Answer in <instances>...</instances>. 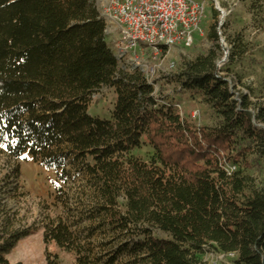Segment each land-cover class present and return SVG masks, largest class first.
<instances>
[{
    "label": "trees",
    "instance_id": "trees-1",
    "mask_svg": "<svg viewBox=\"0 0 264 264\" xmlns=\"http://www.w3.org/2000/svg\"><path fill=\"white\" fill-rule=\"evenodd\" d=\"M249 10L259 12L254 3ZM213 21L205 54L181 59L166 78L219 120L196 129L156 102L143 74L119 69L96 0H0V264L38 230L45 247L75 264H200L205 249L233 264H264V188L241 172L250 149L236 145L240 133L264 156V133L251 124L248 99L235 101L216 75ZM226 43L229 66L241 40ZM102 89L115 96L109 122L88 114ZM257 121L264 125V113ZM144 147L154 152L148 163L134 156ZM22 158L56 171L51 209L62 216H46L38 229L20 226L8 206ZM45 262L60 264L49 253Z\"/></svg>",
    "mask_w": 264,
    "mask_h": 264
},
{
    "label": "rangeland",
    "instance_id": "rangeland-1",
    "mask_svg": "<svg viewBox=\"0 0 264 264\" xmlns=\"http://www.w3.org/2000/svg\"><path fill=\"white\" fill-rule=\"evenodd\" d=\"M215 1L220 10L225 12V18L219 30L224 43L228 45L226 41H233L236 38L241 40V44L238 45L235 51V59L228 66L230 74L236 79L233 88L234 97L237 99L246 97L248 99L252 104L249 110L251 124L256 132L262 131L264 133V125L257 121V117L264 113V0ZM102 2L103 0H96V7L100 17L102 14ZM252 3L259 10V12L254 14L256 20L249 10ZM214 14L220 23L221 15L219 9L215 7L212 1H207L205 19L201 24L204 37H196L190 49H174L168 54L156 58L155 61L152 57L143 58V64L146 65V70L142 68L145 72L143 74L148 75V78H151L153 84H155L157 100L163 98L166 100L165 104L179 106L182 120L196 129H214L219 126V120L201 101L181 92L174 84L168 85L166 78L176 73L181 59L193 61L196 57L205 54L208 48L206 37L209 27L214 22ZM104 23L106 25L105 21ZM106 32L108 34L106 36L108 48L115 57V53L120 47L118 34L113 30L109 34L110 29L107 28V25ZM129 70L127 69L126 71L130 72ZM89 103L88 114L91 117L97 118L102 122L110 121L115 105V96L111 90L102 89L96 92L91 96ZM236 145L237 151L250 149V152L244 158V162H246L248 167L244 169L242 166L240 168L241 172L253 178L257 188L263 189L264 156L260 154V145L243 139L240 133H237ZM134 156L148 163L154 159V152L149 147H144L136 151ZM19 166L18 195L16 194V200L9 201L8 206L18 214L20 226L25 228L34 226L38 229L41 228L42 220L46 216L51 219L61 217V211L51 209L53 204L52 196L58 185L56 171L48 170L41 164L34 163L27 158L20 159ZM104 242L108 243L106 240L101 241L98 239L97 245L105 247ZM98 251L99 249L96 252ZM46 253L57 256L60 264H75L71 254L57 249L55 245L44 246L42 230H38L28 238L21 240L10 252L7 260L9 264H46ZM100 260H102L101 264H104L107 259L102 258ZM198 260L200 264H233L235 257L223 256L217 252L205 249L203 254L198 257ZM126 263V260H121L117 264Z\"/></svg>",
    "mask_w": 264,
    "mask_h": 264
},
{
    "label": "built area",
    "instance_id": "built-area-1",
    "mask_svg": "<svg viewBox=\"0 0 264 264\" xmlns=\"http://www.w3.org/2000/svg\"><path fill=\"white\" fill-rule=\"evenodd\" d=\"M207 1H212L221 15L217 34L222 55L215 65L216 75L225 81L234 97L236 79L226 71L231 48L224 43L219 31L225 12L220 10L215 0H103L101 17L110 29L109 34L112 30L118 34L120 47L115 57L119 69L137 70L143 74L142 68L146 70L144 57H152L155 61L174 49H190L196 37H204L201 24L205 19ZM143 76L147 85L154 89L156 102L161 104L156 98L155 84L148 75ZM234 100L239 102L235 97ZM173 107L181 117L180 107ZM224 171L230 175L235 168L226 166Z\"/></svg>",
    "mask_w": 264,
    "mask_h": 264
}]
</instances>
